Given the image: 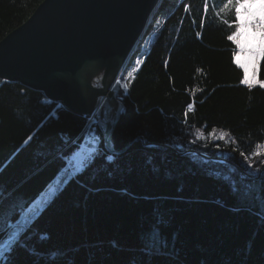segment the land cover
<instances>
[{
  "label": "trees",
  "instance_id": "trees-1",
  "mask_svg": "<svg viewBox=\"0 0 264 264\" xmlns=\"http://www.w3.org/2000/svg\"><path fill=\"white\" fill-rule=\"evenodd\" d=\"M40 1L0 0V39ZM226 3L159 0L120 73L123 107L111 135L119 153L105 149L90 115L0 78V206L13 192L29 205L88 130L100 138L87 166L68 173L17 233L10 220L0 226V264H264V166L253 178L163 145L225 156L251 174L264 161V88L241 83L227 40L237 28L235 0ZM197 130L202 139L213 130L226 137L200 140Z\"/></svg>",
  "mask_w": 264,
  "mask_h": 264
},
{
  "label": "water",
  "instance_id": "water-1",
  "mask_svg": "<svg viewBox=\"0 0 264 264\" xmlns=\"http://www.w3.org/2000/svg\"><path fill=\"white\" fill-rule=\"evenodd\" d=\"M159 0H41L31 14L0 39V78L40 90L46 98L80 114H95L102 141L115 149L112 131L123 107L118 77L142 37ZM88 122H91L88 120ZM145 145H159L145 142ZM193 152L231 164L257 178L235 161Z\"/></svg>",
  "mask_w": 264,
  "mask_h": 264
},
{
  "label": "rangeland",
  "instance_id": "rangeland-1",
  "mask_svg": "<svg viewBox=\"0 0 264 264\" xmlns=\"http://www.w3.org/2000/svg\"><path fill=\"white\" fill-rule=\"evenodd\" d=\"M263 11L264 8H261L260 4H254L251 8L247 10L245 8L240 9V24H245L248 21L254 19L263 20ZM243 35L240 36L241 44L246 45L248 47L259 48L262 44H264V37L262 34L251 27L242 29ZM152 42V35L147 36L143 41H141L139 45V52L147 50ZM260 58V57H259ZM140 60L137 55L134 58V61L137 63ZM241 63H245L248 66L249 77L251 78L253 73V64L252 61L255 60V80L251 81V84H259L258 82L264 81V79H259L257 77V64L259 59L257 60L255 57H251L248 53H244L240 55ZM243 70V69H242ZM131 71H128V73ZM127 73V75H128ZM119 86L123 84V80L120 75L118 77ZM90 121H96V115L93 114L89 116ZM103 129V128H101ZM212 133V132H211ZM221 131H215V135H208L206 138L209 140H217L216 136H218ZM197 137V134H196ZM200 140L203 137H197ZM220 140V139H218ZM100 138L98 133L94 128L88 130L85 134V137L82 143L76 147H74L70 153L68 154V163L67 166L63 167L59 173L47 184L45 189L32 201L29 205H25V198L21 196L19 192H13L1 206H0V226H4L10 220L9 224L11 225V233H17L32 217L33 214L37 213L38 210L46 204V202L50 199V197L54 194V192L61 186L64 180L67 178L68 173L74 172L81 168L82 162H86V160L91 157L92 154L98 149ZM259 150H264V146H260ZM17 211L20 213V216L17 218L15 222H12L10 215L12 212ZM15 220V219H13ZM11 237V236H10ZM10 240V238H9ZM8 241V239H7Z\"/></svg>",
  "mask_w": 264,
  "mask_h": 264
},
{
  "label": "snow or ice",
  "instance_id": "snow-or-ice-1",
  "mask_svg": "<svg viewBox=\"0 0 264 264\" xmlns=\"http://www.w3.org/2000/svg\"><path fill=\"white\" fill-rule=\"evenodd\" d=\"M259 3L261 8H264V0H235V12H236V21L234 23H236L237 28L236 31L233 32L232 34L227 36V40L232 41L235 44V50L233 51V60L234 62L237 64L238 67L243 69L244 72V76L243 79L241 80L242 84H246L249 87L252 86L251 81L255 80V76H256V72H255V60L252 61L253 64V73L251 78L249 77V72H248V66L245 63H241L240 60V55L244 54V53H248L251 57H255L257 60L259 59L260 56H264V44H262L259 48H255V47H248L246 45L241 44L240 41V36L243 35L242 29L243 28H247V27H251L253 29H255L256 31L260 32L262 34V37H264V20L261 19H254L251 21L246 22L245 24H240V9L241 8H245L246 10L248 8H251L254 4ZM233 4V0H227V3L224 5V9H228L229 6H231ZM208 5L207 3H205V11H207ZM225 23H228V21H224ZM229 26H231V24H229ZM197 35H199V33H197ZM133 73L129 72L128 73V77H132ZM259 86L261 88H264V81H260L258 82ZM128 83H124L123 87L125 89L128 88ZM193 105L189 104L188 105V111H193ZM185 115H187V113H185ZM210 135H215V130H213L212 133H210ZM202 136V133L197 130V137ZM226 137V134L221 132L218 136H216L217 139L220 140H224ZM216 147H219V145H216ZM259 153H255L254 155H258ZM241 155L243 156L244 153L241 152ZM245 160H248V156L244 157ZM87 166L86 162H82L81 164V170ZM249 167H251V164L249 163L248 165Z\"/></svg>",
  "mask_w": 264,
  "mask_h": 264
},
{
  "label": "bare ground",
  "instance_id": "bare-ground-1",
  "mask_svg": "<svg viewBox=\"0 0 264 264\" xmlns=\"http://www.w3.org/2000/svg\"><path fill=\"white\" fill-rule=\"evenodd\" d=\"M189 149H194V148H189ZM195 150H198V149H195ZM199 151H201V150H199ZM202 152H204V151H202ZM187 153H189V152H187ZM193 153V152H192ZM204 153H206V152H204ZM207 154V153H206ZM208 155H210V154H208ZM215 156H217V155H215ZM222 157H225V156H222ZM228 158V157H227ZM239 165V164H238ZM240 166V165H239ZM241 167V166H240Z\"/></svg>",
  "mask_w": 264,
  "mask_h": 264
}]
</instances>
